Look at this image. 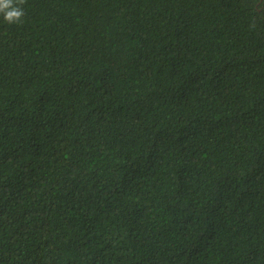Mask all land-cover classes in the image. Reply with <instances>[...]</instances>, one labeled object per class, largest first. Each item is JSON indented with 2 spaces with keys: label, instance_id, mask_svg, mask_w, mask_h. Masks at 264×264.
Wrapping results in <instances>:
<instances>
[{
  "label": "trees",
  "instance_id": "1",
  "mask_svg": "<svg viewBox=\"0 0 264 264\" xmlns=\"http://www.w3.org/2000/svg\"><path fill=\"white\" fill-rule=\"evenodd\" d=\"M21 7L0 264H264V0Z\"/></svg>",
  "mask_w": 264,
  "mask_h": 264
},
{
  "label": "clouds",
  "instance_id": "2",
  "mask_svg": "<svg viewBox=\"0 0 264 264\" xmlns=\"http://www.w3.org/2000/svg\"><path fill=\"white\" fill-rule=\"evenodd\" d=\"M25 0H0V14L8 23L20 22L24 15V10L21 7Z\"/></svg>",
  "mask_w": 264,
  "mask_h": 264
}]
</instances>
